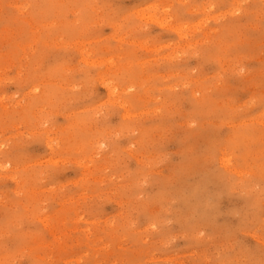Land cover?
<instances>
[{
  "label": "rangeland",
  "instance_id": "374dc122",
  "mask_svg": "<svg viewBox=\"0 0 264 264\" xmlns=\"http://www.w3.org/2000/svg\"><path fill=\"white\" fill-rule=\"evenodd\" d=\"M0 264H264V0H0Z\"/></svg>",
  "mask_w": 264,
  "mask_h": 264
}]
</instances>
